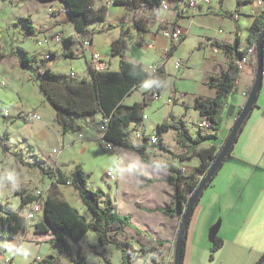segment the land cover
I'll list each match as a JSON object with an SVG mask.
<instances>
[{"label": "crops", "instance_id": "obj_1", "mask_svg": "<svg viewBox=\"0 0 264 264\" xmlns=\"http://www.w3.org/2000/svg\"><path fill=\"white\" fill-rule=\"evenodd\" d=\"M11 1H15L14 3L17 5L30 3L34 6L42 2L40 0ZM187 1L178 0L175 7L173 2L167 0V8H161L159 12L139 11L137 13L139 16L153 22L147 24L146 31L140 32L131 21L133 11L128 10L123 5L113 4L112 0H94V7L105 5L107 10L103 22H94L88 25L91 31H97L96 34L93 33L91 38H82L80 34L76 33L68 13L57 11L58 8L64 6L61 0L45 2L49 3L46 12L47 21L51 18V14L54 22L58 25L71 26L67 34L63 33L65 38H71L72 43L66 44L64 42L61 53L70 50L73 54L72 59L82 56L85 65L79 79L88 78L87 67L88 65L92 66L91 54L93 52L100 53L102 59L99 66L100 70L118 69L120 57L112 54L110 45L120 35V27L117 24L123 22L124 29L128 31L122 48L123 57L134 63H141L146 69L154 64L163 65L166 73L164 90L168 97L171 95L174 97V105L180 106V114L165 115L159 122H154L152 125L157 126L158 123L183 117L190 133L194 136L199 131L197 123L202 118L193 107L195 98L199 95L205 97L215 95V90L207 85V81L210 77L219 76L224 72L233 58V55L224 52L223 49L216 46V43H232L235 35H238L240 40L238 49H243L247 44L250 24L254 17L263 10L264 0H209L206 3H201L193 16H190ZM14 3L11 2V5L13 6ZM38 10L36 8L35 11ZM35 11L24 9L18 14L11 13L7 18L6 25H0V37L4 35V42L7 45V48L3 51L6 53H0V60L14 57L16 64L19 66L13 68V72H11L10 67H4L0 70V85L6 86L9 83L14 88L13 91L17 97V100L10 98V105L6 104L9 109L2 108L0 110V120L8 128L16 120H20L19 113L21 111H36L41 118L39 122L41 124L40 133L31 132V135L40 138L41 141L48 134L47 130L52 128L60 146L56 158V161L60 164L59 167L66 163L69 155V159L72 161L70 173L75 165L80 163L90 175L92 170L87 168L80 158L86 151H91L94 145H99L102 150L107 149L94 134L85 135L83 139V135L79 131L84 130L85 126L62 135L56 119L55 109L40 91L38 84L29 71L19 63V48L26 50L31 55L24 44L26 37L23 33V30H25L23 19L29 17L35 30L37 27L34 18ZM107 23L116 26L101 31ZM175 27L184 29V39L178 43L172 55L167 57L165 52L171 45V39L165 35V32ZM111 31L114 32V35L108 37L107 32ZM101 34H104L102 35L104 37H100V41L98 36ZM85 38H89L91 43L86 47H82L81 41ZM210 41L212 42L210 43ZM52 42L60 43V41ZM108 45L111 52L110 57H108L107 52ZM2 47L4 46L0 45V49ZM11 51L14 54L9 55ZM50 53H54L55 57L57 50L48 49L39 58ZM33 55L38 56L37 53ZM49 61H52V58ZM254 74L255 68L249 61L239 71L233 91L227 98V103L222 111L221 126L216 131V137L201 142L199 147H219L223 143L238 111L246 100L248 90L254 80ZM152 84L153 81L150 79L135 89L140 91L141 99L138 101L142 100L144 92L148 91ZM129 95L124 98V103ZM0 104H2L1 101ZM255 105L233 144L232 156L223 160L212 181L203 190L192 212L185 239V256L182 264H255L264 253V65L262 83ZM151 106L152 104H149L144 110L143 115H146V117L143 120L150 118L147 108ZM3 110H6L8 115H4ZM226 113L227 117L225 116ZM97 116L102 119L99 114L94 117ZM142 125V133L145 135V123H142ZM170 131L173 132L170 133ZM205 133H212V130ZM136 134H138V137H136ZM168 134L171 138L173 137V142L179 148V152L172 149L170 143L166 141V135ZM153 135L155 134L153 133L152 137ZM8 137L11 140L10 133H8ZM29 137L26 134L22 138V143L25 146L28 144ZM128 138L134 144L141 143V137L137 129L133 130ZM160 138L172 152L176 154L186 152L179 145L174 130L162 132ZM156 139L158 142L159 138ZM157 142L151 143L149 140L148 145L154 147H148L144 150L146 157L151 161L164 162L167 165L182 168L185 172L190 171L193 166L198 164L197 155L187 154V158L179 159L161 150L164 153L162 154L157 147ZM18 148L15 150L20 154ZM111 151L113 153L112 163L99 174V180L95 181L94 179L92 181L91 188L102 189L115 203L117 213L130 214L131 223L134 226L144 230L154 239L164 240L165 243L157 245L155 249H149L145 245V238L135 239L127 230L118 234L119 240L128 241L136 249L133 259L134 264H172L179 216H171L161 210V208L168 206L172 200L173 188L167 182V178L170 176L169 170L158 164L147 163L141 159L138 153L123 147L115 146ZM149 154L152 156L150 157ZM158 156L162 157V160L157 158ZM1 157L3 165L6 163L2 175L4 176L6 172L8 177L13 176L15 178V175L9 172L10 160L14 161L15 155L5 157L2 154ZM189 162L196 163L190 170H188ZM108 170L111 172L110 176L106 175ZM31 173L34 178L25 177L24 183L27 188L25 193L34 195L35 191L30 190L33 186L35 190L40 189L44 193V200L48 191L47 188L50 187L52 180L42 176L40 172ZM139 173L147 178H152L153 181L149 183L144 181L140 178ZM4 179L5 177L0 180V202L8 208L16 210L20 203V195L17 194V191L20 190L16 191L15 187L13 188L16 182L11 183L9 181L10 184L6 185ZM62 186L66 188V192L63 191ZM58 189L65 199L68 200L69 197L76 205L85 206L80 198L78 199V193L71 185L58 184ZM8 196L12 197L7 199ZM10 199L16 201V206L8 205ZM43 200L38 204V211L34 212L33 221H28L25 233L11 240L0 238V264H21L17 260V255L25 242L33 246V251L25 264H37L38 261L48 255L55 257L60 264H106L104 257L112 264H121V251L112 244L101 245L96 234L91 231L86 232L76 242L69 240L73 254L71 262L66 255L59 254L58 250L49 243V239L53 236L51 232L34 233L33 231V223L43 217ZM37 201L38 198H35L28 202L22 212L33 210ZM69 203L71 204L70 201ZM83 216L86 220H91L89 212L88 215ZM24 236L28 239L23 240ZM214 238L220 241L221 244L211 254ZM141 245L144 250L141 249ZM36 257H40V260H35Z\"/></svg>", "mask_w": 264, "mask_h": 264}, {"label": "trees", "instance_id": "obj_2", "mask_svg": "<svg viewBox=\"0 0 264 264\" xmlns=\"http://www.w3.org/2000/svg\"><path fill=\"white\" fill-rule=\"evenodd\" d=\"M61 1L67 7V13L76 33L80 34L82 38H91L93 32L88 28V25L94 22L104 21L107 10L106 6L99 5L98 7H94V0ZM168 1L173 2L176 7L178 0ZM161 2L162 0H112L113 4L123 5L128 10L133 11L131 21L134 27L140 32L146 31L148 28L147 24L153 22L150 19L139 16L137 13L142 10L159 12ZM23 20L25 22V35L29 36L33 33L34 27L29 17ZM117 25L120 27V35L110 45L112 54L119 55L120 57L117 70H100L88 65V78L73 81L66 78L64 74H58L52 71L48 61L50 58H54V53L48 54V57L38 59L35 56L29 55L22 48L18 50L20 55L19 63L29 71L32 78L38 84L40 91L55 109L56 119L62 135L71 130H79L82 126L88 125L89 119L99 114L102 116V119H108L106 130L103 134V138L106 141L111 142L114 146L123 147L138 153L141 159L147 163L166 167L170 172L167 182L173 188V195L170 204L161 208V210L168 215L180 217V212L185 208L189 194L194 191L202 178L200 174L208 169L221 147V145L219 147H199V145L207 139L215 138L216 131L220 129L222 111L227 103L228 96L233 91L239 73L238 68L234 64V59L243 56L246 54L247 49L253 47L254 55L251 57L250 62L255 68V41L264 28V8L251 22L247 36V44L243 49H238L240 43L238 35H235L232 43H216V46L223 49L229 55H233V58L224 72L219 76L210 77L207 81V85L215 90V95L213 97L199 95L195 98L193 105L194 109L209 121L212 133H205L199 130L193 136L186 126L183 117L171 119L169 122H161L156 126L157 134L159 135L157 147L160 150L168 152L173 157L179 159L187 158V154L197 155L198 164L193 166L188 172H185L182 168L167 165L164 162L156 163L147 158L144 150L147 148L150 140L148 136L143 135L140 138L141 143L138 142L137 144L132 143L128 138L129 134L133 130H136L138 125L142 124L144 107L150 104L151 99H154V94L160 96L166 82V73L163 65H159L157 71L153 73L144 68L141 63L126 60L122 55V48L128 31L124 29L123 22H119ZM115 26V24L107 23L101 31L109 30ZM183 39L184 36L176 42L171 41L170 47L165 52L167 57L172 55L178 43ZM64 42L66 44L72 43L70 37L64 38ZM11 54H14V52L11 51L9 55ZM63 54L68 57H73L70 50L64 51ZM150 79H152L153 84L148 91L144 92L141 101H135L131 104H125L123 102L127 95L131 94L140 84ZM254 106H256L255 103ZM245 120L239 128L236 138ZM168 130L175 131L179 145L186 152L176 154L163 142L160 135L162 132ZM0 144L3 151L7 152L9 149L7 133H4V139L0 141ZM233 144L226 157L232 156ZM16 158L21 160L20 156ZM39 172L42 176L52 181L43 200V217L33 223V231L34 233L51 232L53 236L49 239L50 245L56 248L59 254L66 255L70 262L73 260V254L69 240L76 242L88 231L96 234L98 242L101 245L112 244L116 246L122 253L121 264H134V254H136V249L128 241L119 240L118 238V234L126 229H130L137 237L145 238V245L149 249H155L157 245L165 243L164 240L154 239L144 230L134 226L131 223L130 214L117 213L115 203L102 189L89 187L87 185L89 173L85 172L80 164L75 165L70 175H66L60 167H57V170L53 171L51 168L44 169L40 166ZM139 176L148 183L153 181L152 178H147L141 173H139ZM213 177L206 186L210 184ZM58 184H69L77 191L80 200L91 215V220H86L78 209L62 196L58 189ZM17 194L20 195V203L16 210H12L0 202V238L2 239L11 240L25 233L27 221L22 215L23 208L28 202L38 198L35 194H26L25 190L17 191ZM187 229L184 234L181 264L185 256ZM220 244L221 242L214 238L211 250H216ZM141 249L144 250L142 245ZM263 258L264 253L255 264ZM103 259L106 264H112L105 257ZM37 264L60 263L55 257L48 255L38 261ZM261 264H264V261Z\"/></svg>", "mask_w": 264, "mask_h": 264}, {"label": "rangeland", "instance_id": "obj_3", "mask_svg": "<svg viewBox=\"0 0 264 264\" xmlns=\"http://www.w3.org/2000/svg\"><path fill=\"white\" fill-rule=\"evenodd\" d=\"M41 1V0H40ZM11 2H15V1H11V0H0V25H6L7 22V18L9 16V14L14 13V14H18L19 12H21V10L27 9L29 11H35L36 8H38V11H35V22L36 24V28L33 31V33L31 35H25L26 37V42L25 47L27 49H29V52L31 54V56H35L33 55L34 53H37L38 56H35L36 58L39 59L41 54H45L48 49H56L57 50V55L52 58V61H48L49 65L52 66V69H54L55 72L58 73H62L66 76V78L68 79H73V80H78L82 71L84 64V59L82 58V56H78L76 58L72 57H68L65 56L63 53H61V48L64 46V41H60L59 44H56L52 41L49 40L50 36H52L53 34H55L57 31H61L64 32L65 34H67L71 28V26H63L61 24H57L54 22L53 16L50 14V19L47 21V7L49 5L48 2L42 1L40 2V4H38L37 6L31 5L30 3H25V4H16L14 3V5H11ZM38 13V15H36ZM17 22V21H16ZM25 24V22H24ZM23 24V25H24ZM42 26V27H39ZM46 26V27H44ZM45 29H44V28ZM4 28V27H3ZM26 30H23V33L25 34ZM93 33H97V31L92 30ZM12 35V34H11ZM104 34H101L100 36H98V39L101 41L100 37H104L102 36ZM108 37H111L114 35V32H107ZM21 37V36H20ZM22 39V38H20ZM37 41H40V44H37ZM63 43V44H61ZM0 45L4 46L0 49V53L2 52L3 54L6 52L5 49L7 48L6 43L4 42V35H2L0 37ZM111 47V46H110ZM110 47L108 45L107 47V52H108V57L111 56V52H110ZM112 51V50H111ZM100 54V53H99ZM44 58V57H42ZM16 60L14 59V57L12 58H5L3 60H0V70H2L4 67H10L12 69L11 72H13V70L15 68H18L19 66L16 64ZM14 68V69H13ZM70 72L73 73V75L70 74ZM6 87V88H3ZM14 88L11 87V85H9V83L6 84V86H2L0 85V101L2 102V105L0 104V110H2V108H8L7 105H10V101L12 99L17 100L16 94L13 91ZM167 98L168 95L165 92V90L163 89L160 97L156 98V99H151L150 100V105L152 104L151 107H148L147 111L150 114V118L147 120H142V123H145V130L144 133L146 136H148L149 138L152 137V134L154 133L155 135H153V137L159 138V135L157 134V129L155 125H152L154 122H159L163 116L165 115H178L180 114V106L179 105H174V103H167ZM140 91L139 89L133 91V93L131 95H129L126 99H125V104H131L135 101L140 100ZM149 106V105H147ZM146 106V107H147ZM146 107H144V110L146 109ZM230 111V110H229ZM172 112V113H171ZM146 114V113H145ZM227 117V113L225 115ZM41 119V118H40ZM2 121V120H0ZM41 120H37V121H33V122H24L22 119L20 120H16V122L14 124H10L9 127L7 128L5 125H3V121L0 122V141L4 139V133H10L11 134V140H9L8 137V144L11 146H9V149L7 152H4L2 149V146L0 144V166H1V174H0V180L2 178L5 177V179L3 181H5L6 185H9L10 182L11 183H15L13 188L17 190H25L26 188V184L25 182V177H29V178H34L33 174L31 172L37 173L39 172V167H43L44 169H50L53 171L57 170V167L60 166V164H58V162L56 161V158L58 156V150L60 148L59 144H58V138L55 135V132L52 128H49L48 134L45 136V139L40 141V138H36L34 136L31 135V132H35V133H40V122ZM101 122V117L97 116V117H93L91 119H89L88 121V125L85 126L84 130L79 131V133H81L83 135V139L85 135H91L94 134L95 136H97V139L99 140L100 137V130H99V125ZM58 125V124H57ZM84 127V126H82ZM7 128V129H6ZM137 131L140 134V137H143V125H138L137 126ZM173 131H170V133H172ZM77 133V134H79ZM27 134V136H30L29 140H28V144L25 146V144L22 143L23 141V136H25ZM75 135V134H74ZM134 135V134H133ZM173 138V137H172ZM171 138V136L166 135V141L169 142L170 147L172 149H174L176 152H179V148L176 146V144L173 142V139ZM17 147H19L18 149L20 150V154L18 152H16L17 150H15ZM153 148L154 146L151 145H147V148ZM15 153H13L14 151ZM161 151V150H160ZM162 154H164L161 151ZM2 154L5 157L8 156H12L15 155L14 157V161L10 160V173L15 175V178L13 176L8 177L6 172L3 174V170L6 167V163L1 162L2 160ZM17 156L21 157V160L16 159ZM149 156L151 157L152 155L149 154ZM78 158V157H77ZM157 158H159L160 160H162V157L158 156ZM83 162V164L92 170V173L89 175V178L87 179V185L89 187L90 184L92 183V181L95 179V181L98 179L99 180V174L102 173V171L104 169H106L111 163H112V159H113V153L112 151L109 150H102L100 148L99 145H94V147L92 148L91 151H86L85 154H83L82 158H80ZM6 160V159H5ZM80 164V163H79ZM195 162H189V168L188 170H190V168L195 165ZM81 165V164H80ZM33 167V168H32ZM72 167V161L69 159V155H68V159L66 161L65 164H63L60 169L66 174L69 175L70 174V168ZM35 168V169H34ZM37 171V172H36ZM85 171V170H84ZM26 172V174H25ZM86 172V171H85ZM2 181V182H3ZM10 181V182H9ZM95 181L93 182L95 184ZM1 183V181H0ZM49 188V187H48ZM47 188V190H48ZM93 189H96L95 187H92ZM62 189L64 192L66 188H64L62 186ZM30 190L35 191V187L31 186ZM46 190V191H47ZM66 195V194H65ZM67 196V195H66ZM12 196H8L7 199L11 198ZM68 197V196H67ZM79 199V195L77 196ZM68 200L71 202V204L78 208V210L80 211L81 214L83 215H88L87 210H85V206H79L76 205L75 202L71 199ZM16 201L10 199L8 205L10 206H16ZM83 207V208H82ZM128 231V233H130L133 237H135V239L139 240V237L135 236L132 231L130 229H126ZM143 238V237H141ZM24 239H28L27 237H23ZM33 251V246L32 244H29L28 242H25L22 244L21 249L19 251V254L17 255V260L19 262H21V264H25V262L28 260L29 255L32 253ZM211 254H213V251H211ZM137 263V261H136Z\"/></svg>", "mask_w": 264, "mask_h": 264}, {"label": "water", "instance_id": "obj_4", "mask_svg": "<svg viewBox=\"0 0 264 264\" xmlns=\"http://www.w3.org/2000/svg\"><path fill=\"white\" fill-rule=\"evenodd\" d=\"M65 6V4H64ZM66 7V6H65ZM67 8V7H66ZM255 74L252 86L247 94L246 100L240 110L238 111L233 124L231 125L228 135L224 139L219 152L213 158L210 166L205 172H202L200 177H202L192 193L189 194L188 201L185 208L180 212L179 225L176 231L175 243H174V253L172 264H181L182 249L185 230L187 229L188 222L190 219V214L193 210V207L204 190L206 184L210 179L215 175L218 168L222 164L223 160L227 156L231 145L233 144L237 132L242 125L243 121L246 119L247 115L251 112L256 101L257 94L260 90L263 76V65H264V28L257 37L255 41ZM264 261V258L259 261L257 264H261Z\"/></svg>", "mask_w": 264, "mask_h": 264}, {"label": "built area", "instance_id": "obj_5", "mask_svg": "<svg viewBox=\"0 0 264 264\" xmlns=\"http://www.w3.org/2000/svg\"><path fill=\"white\" fill-rule=\"evenodd\" d=\"M209 0H188L187 1V5L189 7V11H190V16H193L197 9L199 8V6L201 5V3H206ZM161 8H167V0H162L161 2ZM58 12L61 13H67V8L65 6H61L60 8L57 9ZM184 29L181 27H175L174 29H168L165 32V35L167 37H169L171 39V41H178L182 36H184ZM65 35L63 32L61 31H57L55 34H53L52 36H50L49 40L50 41H62L64 40ZM212 41H210L211 43ZM91 43L89 38H85L81 41V45L82 47H86ZM37 44H40V41H37ZM254 55V49L253 47H250L249 49H247L246 54H244L243 56L239 57V58H235L234 59V64L236 65V67L238 68V70H242L245 65L250 61L251 57H253ZM45 57H48V55H46ZM102 63V59L99 53L97 52H93L91 54V64L95 69H99L100 65ZM179 65V64H178ZM158 64H154V65H150L148 70H150L151 72H156L158 69ZM71 75H73V73H70ZM160 96H157L156 94H154V99L158 98ZM174 101V97L171 95L167 98V103H173ZM3 114L4 115H8V112L6 110H3ZM19 117L20 119H22L24 122H33V121H37L40 120V115L33 110H24L21 111L19 113ZM146 115H143V118H145ZM107 118H103L100 122L99 125V130H100V137H99V141L102 143V145L109 151H111L115 146L109 142L106 141L103 138V134L106 130V125H107ZM197 128L198 130H201L203 132H207L210 131V125H209V121L202 117L198 123H197ZM136 137H138V134H136ZM151 143H156L157 139L156 137H151L150 139ZM0 174H1V166H0ZM106 175L110 176L111 172L108 170L106 171ZM35 195L38 196V201L36 203V207L33 210H29V211H24L22 212L23 217L25 218V220L27 221H33L34 218V212L38 211V204L43 200V192L40 189H36L34 192ZM21 238V237H20ZM35 260H40V257H36Z\"/></svg>", "mask_w": 264, "mask_h": 264}, {"label": "flooded vegetation", "instance_id": "obj_6", "mask_svg": "<svg viewBox=\"0 0 264 264\" xmlns=\"http://www.w3.org/2000/svg\"><path fill=\"white\" fill-rule=\"evenodd\" d=\"M201 175V174H200ZM173 261V260H172Z\"/></svg>", "mask_w": 264, "mask_h": 264}]
</instances>
